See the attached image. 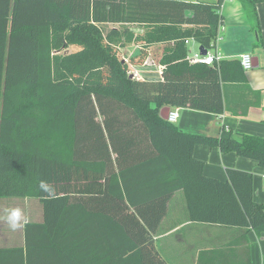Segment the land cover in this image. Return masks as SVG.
<instances>
[{
	"label": "trees",
	"instance_id": "trees-1",
	"mask_svg": "<svg viewBox=\"0 0 264 264\" xmlns=\"http://www.w3.org/2000/svg\"><path fill=\"white\" fill-rule=\"evenodd\" d=\"M239 1L260 40L263 0ZM222 3L0 0V197L43 206L22 246L0 247V264H169L155 234L179 190L189 221L264 232L252 173L227 168L220 180L193 157L196 144L218 146L264 168V137H234L223 125L216 136L187 133L159 114L163 106L239 112L222 86L245 81L239 60L186 58L188 40L214 46ZM104 23L112 24L105 33ZM132 43L125 62L114 46ZM154 43L163 44L162 77L130 78L128 64H141ZM70 45L80 49L61 53ZM206 253L197 264H215L222 250L207 261ZM245 255L222 264H251L248 247Z\"/></svg>",
	"mask_w": 264,
	"mask_h": 264
},
{
	"label": "crops",
	"instance_id": "crops-1",
	"mask_svg": "<svg viewBox=\"0 0 264 264\" xmlns=\"http://www.w3.org/2000/svg\"><path fill=\"white\" fill-rule=\"evenodd\" d=\"M217 12L221 15L218 33L214 46L206 49L207 52L215 55L214 62L239 60L242 53L248 52L252 55L253 64L257 63L251 69L242 68L245 75L244 82H226L222 85L228 106L232 105L233 108L239 109V112L232 114L228 107L220 114L177 107L178 117L172 123L179 130L187 133L216 136L223 125L231 130L234 137L244 134L264 137V0L257 4L260 40H257L246 10L239 0H223ZM134 46L130 55L137 48V45ZM155 46H160V50L153 55L152 49ZM188 46L190 51H200L201 45L188 40ZM162 47L161 43L148 45L147 54L152 55L158 61ZM246 105H248L247 110L242 113L241 109ZM168 107L169 109L175 108ZM193 157L203 161L205 175L220 180L227 178V168L250 171L253 175V199L257 203H264V168L255 160L238 156L232 151L221 152L218 146L202 144L194 146ZM13 208L22 210L27 218L26 223H39L43 219V206L37 198L0 197V247L24 244L26 223H22L21 227L13 230L6 219L8 210ZM244 236L247 239L245 242L242 240ZM155 246L169 264H197L201 251L207 252V261L213 257L212 253L220 248L222 253L215 264L240 263L241 259L242 261L246 259L247 247L250 263L264 264V232L256 234L253 230L235 226L189 221L181 190L175 192L168 202L167 212L155 234Z\"/></svg>",
	"mask_w": 264,
	"mask_h": 264
},
{
	"label": "built area",
	"instance_id": "built-area-1",
	"mask_svg": "<svg viewBox=\"0 0 264 264\" xmlns=\"http://www.w3.org/2000/svg\"><path fill=\"white\" fill-rule=\"evenodd\" d=\"M189 62L191 63H200V64H212L215 61V55L212 53L207 52L206 54H202L199 50L190 51V53L186 57ZM124 61H129L128 59L124 58ZM239 62L243 69L248 70L253 67V58L252 55L248 52H244L240 55ZM132 69L129 71L128 74L135 79H144L148 76H153L152 78H161L162 77V70L164 68L163 64H160L155 58L147 54L141 64H135L132 66ZM142 74L148 76H141ZM178 117V108L175 107L173 109H169L167 114V120L169 122H175Z\"/></svg>",
	"mask_w": 264,
	"mask_h": 264
},
{
	"label": "rangeland",
	"instance_id": "rangeland-1",
	"mask_svg": "<svg viewBox=\"0 0 264 264\" xmlns=\"http://www.w3.org/2000/svg\"><path fill=\"white\" fill-rule=\"evenodd\" d=\"M111 26H112V24L104 23V24H102L101 27H102L103 32L105 33L111 28ZM130 27L135 33H137V32L138 33H142L144 31V28H145L142 25H135V24L130 25ZM134 45H136V44L132 43V44H129V45H123L120 48L117 47V46H114V47H115V50L117 52L118 57L124 60V58L129 59L130 52L132 51V49L135 48ZM78 49H80L79 46L70 45L67 49L61 51V53H71V52H74V51H76ZM159 50H160V46H155V48L152 49L153 55H154V53H158ZM132 66H135V64L133 63ZM128 69H129V71H131V69H132L130 64H128ZM143 75H145V74H142L141 76H143ZM145 76H148V75H145ZM152 77L153 76H148L147 78H152Z\"/></svg>",
	"mask_w": 264,
	"mask_h": 264
},
{
	"label": "clouds",
	"instance_id": "clouds-1",
	"mask_svg": "<svg viewBox=\"0 0 264 264\" xmlns=\"http://www.w3.org/2000/svg\"><path fill=\"white\" fill-rule=\"evenodd\" d=\"M41 187L44 188L46 191H51L50 186H48L44 181H41ZM6 219L9 224V227L13 230L21 227L22 223L27 222V218L24 216L20 208H13L8 210Z\"/></svg>",
	"mask_w": 264,
	"mask_h": 264
},
{
	"label": "water",
	"instance_id": "water-1",
	"mask_svg": "<svg viewBox=\"0 0 264 264\" xmlns=\"http://www.w3.org/2000/svg\"><path fill=\"white\" fill-rule=\"evenodd\" d=\"M199 49H200V52H201L202 54H206L207 50L204 49L202 46H200ZM123 61H124V60H123ZM256 65H257V63L255 62V63L253 64V67L256 66ZM129 77L131 78L132 76L129 75ZM168 111H169V107H168V106H164V107H162V108L160 109L159 114H160V116H161L162 118L167 119Z\"/></svg>",
	"mask_w": 264,
	"mask_h": 264
}]
</instances>
